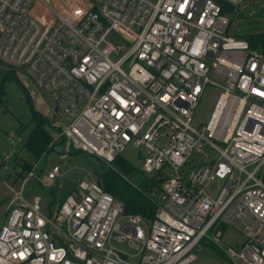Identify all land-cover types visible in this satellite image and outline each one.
<instances>
[{
	"label": "built area",
	"instance_id": "obj_1",
	"mask_svg": "<svg viewBox=\"0 0 264 264\" xmlns=\"http://www.w3.org/2000/svg\"><path fill=\"white\" fill-rule=\"evenodd\" d=\"M225 1L232 12L217 0H0V61L47 97L56 137L106 163L132 144L139 172L162 179L144 233V215L124 216L98 180L44 206L26 186L62 168L34 165L9 186L0 264H191L203 239L223 247L233 222L243 243L225 255L264 264V50L232 34L227 16L264 0ZM207 85L220 92L198 128Z\"/></svg>",
	"mask_w": 264,
	"mask_h": 264
},
{
	"label": "rangeland",
	"instance_id": "obj_2",
	"mask_svg": "<svg viewBox=\"0 0 264 264\" xmlns=\"http://www.w3.org/2000/svg\"><path fill=\"white\" fill-rule=\"evenodd\" d=\"M262 4L251 6L248 3H242L232 16L230 32L232 34L241 32V25L254 23L260 24L259 27L264 29V19L259 17L258 11ZM233 10V9H232ZM247 51V50H246ZM11 67L0 61V226L4 222L7 212L10 196L12 195L9 186L21 184L23 177L27 174L25 166L37 164V173L47 174L48 171L56 164L62 168L61 176L53 182L39 184L35 180L28 183L26 193L39 195L44 206L53 202H61L69 191L83 179L99 180L103 170L111 167L110 163L96 156H88L75 149L68 141L62 137H56L59 126L58 122L53 119V111L47 98L37 87L34 81L25 75L13 74ZM9 73H11L9 75ZM218 83L223 84V80L216 78ZM220 89L207 85L202 92L192 124L198 128L204 126L209 121L213 108L215 106ZM36 113L50 119L49 124H44L52 132V142L49 149L42 156L36 155L27 147V141L37 127ZM55 126V127H51ZM15 138L16 142L12 143L11 139ZM141 150L132 144H129L120 153V156L130 163L135 169L125 175H121L133 188L141 193L144 199L152 202L156 208V197L160 192L162 180L154 174H142L139 172L141 165ZM13 153L10 159L6 156ZM198 155L194 154V159ZM28 167L26 169H28ZM24 168V169H23ZM21 172V174H19ZM159 179L158 183H155ZM207 190L216 193L218 187L210 184ZM124 210V216L128 215ZM125 218V217H123ZM120 218V222L125 221ZM150 219L144 216V222L141 224L143 232H146ZM223 235L220 238L223 247L215 245L211 239H203L200 249L197 250V258L191 264H239L232 261L224 253L225 247H232L239 251L242 247L243 236L240 232L238 222L223 226ZM214 231L210 233L213 234ZM118 247L128 252L133 250L128 247L127 243L116 244Z\"/></svg>",
	"mask_w": 264,
	"mask_h": 264
},
{
	"label": "trees",
	"instance_id": "obj_3",
	"mask_svg": "<svg viewBox=\"0 0 264 264\" xmlns=\"http://www.w3.org/2000/svg\"><path fill=\"white\" fill-rule=\"evenodd\" d=\"M222 7L223 13L232 12V6L225 0H217ZM257 5H254V8ZM259 17L264 19V8L261 7L257 14ZM232 21V16H231ZM254 22L251 26L249 24L241 25V32L236 33L238 37L245 38L250 43L252 48L260 47L264 50V29H261L260 24L255 25ZM13 74L14 71H11ZM11 73H9L10 75ZM38 119L37 127L31 133L27 147L33 151L36 155H41L47 151L52 142V132L44 126L49 124V118L36 113ZM64 139V138H62ZM91 157V155H88ZM112 166L103 170L102 176L99 178V182L103 186L104 190L113 195L117 200L121 201L125 212L129 214L140 213L148 218L154 216L156 210L154 204L141 196V193L133 188L120 174L125 175L132 172L135 167L124 160L120 155H117L113 162L110 163ZM25 166L24 170H31L34 165L29 164ZM162 180V179H161ZM159 179L155 181L158 183ZM63 201V200H62Z\"/></svg>",
	"mask_w": 264,
	"mask_h": 264
},
{
	"label": "crops",
	"instance_id": "obj_4",
	"mask_svg": "<svg viewBox=\"0 0 264 264\" xmlns=\"http://www.w3.org/2000/svg\"><path fill=\"white\" fill-rule=\"evenodd\" d=\"M31 78V77H30ZM32 79V78H31ZM38 87V86H37ZM39 88V87H38ZM42 92V91H41ZM43 93V92H42ZM44 94V93H43ZM45 96V95H44ZM46 97V96H45ZM47 98V97H46ZM49 122H50V119H49ZM65 198V197H64Z\"/></svg>",
	"mask_w": 264,
	"mask_h": 264
}]
</instances>
